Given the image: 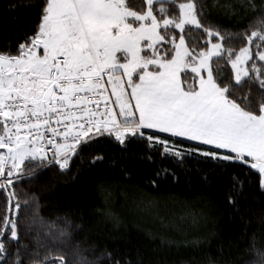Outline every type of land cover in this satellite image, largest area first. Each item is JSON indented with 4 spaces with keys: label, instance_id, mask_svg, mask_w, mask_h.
<instances>
[{
    "label": "snow or ice",
    "instance_id": "1",
    "mask_svg": "<svg viewBox=\"0 0 264 264\" xmlns=\"http://www.w3.org/2000/svg\"><path fill=\"white\" fill-rule=\"evenodd\" d=\"M146 4V10L133 11L125 0H43L33 34H25L14 52L10 45L0 48V177L8 185L20 179L24 161L46 156L45 139L55 146L53 157L62 158L56 162L65 169L78 145L111 138L124 150L144 142L181 166L192 159L250 167L261 175L264 193V103L253 108L233 87L242 77L252 79L243 67L250 59L249 47L235 53L209 40L207 51H197L185 39L188 26L219 41L236 35L248 45L253 38L264 41V8L253 15L247 33L221 35L222 27L207 18V0L181 2L172 18L162 19L153 13V0ZM215 7L239 15L256 5L254 0H235ZM214 57L231 64L232 83L214 76ZM260 88L264 91V80ZM53 124H62L64 131ZM57 137L64 142L57 143ZM169 139L192 147L174 150ZM146 158L151 162V155Z\"/></svg>",
    "mask_w": 264,
    "mask_h": 264
},
{
    "label": "trees",
    "instance_id": "2",
    "mask_svg": "<svg viewBox=\"0 0 264 264\" xmlns=\"http://www.w3.org/2000/svg\"><path fill=\"white\" fill-rule=\"evenodd\" d=\"M42 2L0 0V48L10 45L14 52L25 34H33ZM125 2L133 11L147 9L146 0ZM181 2L187 0H155L152 9L158 19L172 17ZM218 2L235 0H207V18L222 27L221 35L247 33L253 15L264 8V0H254L255 9L232 15L217 9ZM23 3L37 6L20 7ZM185 39L197 51L207 50L209 40L235 53L248 45L238 35L219 41L188 26ZM252 45L264 51V41L255 38ZM212 67L214 76L234 81L227 59L214 57ZM247 68L252 79L245 77L233 87L255 108L264 103V61L257 51ZM161 139L168 137L161 134ZM169 144L174 150L192 147L174 139ZM99 156L104 159L91 163ZM48 160L29 158L17 182H0V264H209L210 259L264 264V193L258 170L192 159L181 166L144 142L124 150L111 138L81 146L65 169L47 165Z\"/></svg>",
    "mask_w": 264,
    "mask_h": 264
},
{
    "label": "built area",
    "instance_id": "3",
    "mask_svg": "<svg viewBox=\"0 0 264 264\" xmlns=\"http://www.w3.org/2000/svg\"><path fill=\"white\" fill-rule=\"evenodd\" d=\"M77 95L79 96L80 94H77ZM89 99L90 100H96V99H99V97H97V96H90ZM90 107H93L94 108L95 106L94 105H90ZM80 122H82V121H78V123H80ZM53 127H56V129H57L58 132H63L64 131V128H63V125L62 124L61 125H55V124H53ZM41 132L44 133V135H45L46 138H51V133L50 132H46L43 128L41 129ZM2 133H3V126H2V130L0 131V134H2ZM56 142L57 143H63L64 141L61 138L57 137L56 138ZM42 144H43V146L45 148L46 154L48 155V159L49 160H53V163L59 164L58 162H56V160L62 159V158H58L57 157L56 159H54V157H53V153L55 152V146L48 144L47 143V139H45L42 142ZM80 147L81 146H79V145L77 146L76 153L78 152V150L80 149ZM74 156L75 155H70L69 158H68V162H70L71 159Z\"/></svg>",
    "mask_w": 264,
    "mask_h": 264
},
{
    "label": "rangeland",
    "instance_id": "4",
    "mask_svg": "<svg viewBox=\"0 0 264 264\" xmlns=\"http://www.w3.org/2000/svg\"><path fill=\"white\" fill-rule=\"evenodd\" d=\"M155 0H153V2H154ZM153 10V9H152ZM153 13H154V11H153ZM155 14V13H154ZM167 18H172V17H167ZM158 19V18H157ZM255 40V38H253V41ZM253 41H252V43H253ZM216 43H219V42H216ZM252 43L250 44V45H247V47H249V49H250V53H249V55H250V59L243 65V67L244 68H246L247 70H248V68H247V64H248V62L252 59V57H253V53H254V50L255 51H257V53H258V57H259V59H261L260 57H261V55H264V51H262V52H258V46H256L255 48L253 47V45H252ZM209 48H210V46H209ZM208 48V49H209ZM207 49V50H208ZM207 50H204V51H207ZM235 58V57H234ZM233 58V59H234ZM264 61V60H263ZM233 71H234V78H235V70L233 69ZM243 78H245V77H242V79ZM194 82V81H193ZM110 87V86H109ZM113 99H114V97H113ZM167 135V134H166ZM0 152H3V150H0ZM48 157V155L46 154V156L44 157V158H47ZM24 163V162H23ZM22 167H23V164L20 166V168H19V172H20V174L22 173ZM20 176V175H19ZM18 176V177H19ZM2 180H0V182H1Z\"/></svg>",
    "mask_w": 264,
    "mask_h": 264
},
{
    "label": "water",
    "instance_id": "5",
    "mask_svg": "<svg viewBox=\"0 0 264 264\" xmlns=\"http://www.w3.org/2000/svg\"><path fill=\"white\" fill-rule=\"evenodd\" d=\"M4 151V150H3ZM6 168H7V166L5 167V171H6ZM10 205H11V200H10Z\"/></svg>",
    "mask_w": 264,
    "mask_h": 264
}]
</instances>
